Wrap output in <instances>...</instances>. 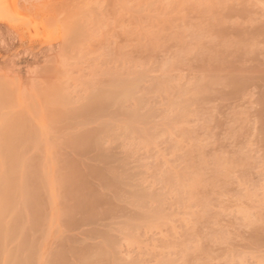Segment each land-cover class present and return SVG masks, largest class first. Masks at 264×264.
Returning a JSON list of instances; mask_svg holds the SVG:
<instances>
[{
    "label": "rangeland",
    "instance_id": "obj_1",
    "mask_svg": "<svg viewBox=\"0 0 264 264\" xmlns=\"http://www.w3.org/2000/svg\"><path fill=\"white\" fill-rule=\"evenodd\" d=\"M36 1L0 5V130L23 118L46 176L32 264H264V0ZM115 79L123 107L70 115Z\"/></svg>",
    "mask_w": 264,
    "mask_h": 264
},
{
    "label": "bare ground",
    "instance_id": "obj_2",
    "mask_svg": "<svg viewBox=\"0 0 264 264\" xmlns=\"http://www.w3.org/2000/svg\"><path fill=\"white\" fill-rule=\"evenodd\" d=\"M2 1L4 2V0H0V5L3 4ZM34 1H36V0H12V4L10 3L12 6L9 4V2H7V0H5L4 3L13 7L12 9L17 14L21 15L22 18H27V17H24L25 15L23 16V13L24 14L26 13V16H27V14H29L31 12V10L35 9V11H37L39 9V7H37L38 2L36 1L37 3L35 2L36 3L35 4ZM64 3L66 4V2H64ZM81 3H82V1H81ZM67 5H68V3H67ZM76 5H78V4H76V2H75V6ZM10 6H8V9ZM73 6H74V4H73ZM64 7H66V6H64ZM29 9H30V11L25 12V10H29ZM67 9H68L67 12H69V7ZM71 9H70V11H73V9L72 10ZM13 18H15V17H13ZM76 24L77 23H75L74 27H76L78 25V24L77 25ZM70 25H72V23ZM69 27H70V29H74V28H72V26H69ZM135 87H136L135 81L133 82V81H126V80L124 81V80H120V79H117V80L115 79L113 82L109 83L107 86L100 87L99 89H96L94 91L92 90L91 93H88L89 95L87 94L88 96H86L87 102L85 103V105H83V104L81 105L82 108L79 109V107H77L76 109L74 108V110H69L68 112L70 113V115H73V117L77 116L83 120H90V121L95 120V121H97L101 117L100 116L101 113L103 114V112H106L107 109H110V108H108V106L111 105L112 103H115V104L119 105L120 107H123L124 103H122V101L124 98H127V97L130 98L131 96L133 98V95L135 96V94H134ZM58 100H59V103H60V101H62L60 99H58ZM124 100L126 101V99H124ZM64 101L69 102L68 98H66V97H64V100L62 102H64ZM125 101H123V102H125ZM64 103L66 104V102H64ZM121 103H122V106L120 105ZM117 105H115V107ZM112 106H113V104L109 107H112ZM119 106H117L119 108L118 112L120 111ZM122 111H124L126 113V110H121V112H119V113L123 114L124 112H122ZM138 114H139L138 112H132L131 114H129V117L137 119L139 116ZM70 115H67V116H70ZM1 116L2 115H0V117ZM28 127H29L28 124L25 122V120L23 118H17L13 122L5 124V126L0 130V264H32L35 257L38 256V247L36 246V243L33 241V239L32 238L30 239L28 233L30 230L29 228L32 226L37 227L36 229H38L39 228L38 226L40 225L41 221H43L42 219H44L43 214L41 216V202H42L43 198L40 200V195H41V191L44 192L43 189L45 187L46 176L39 171V168L37 169L34 165H31V164L27 165L28 163H26V158L24 155V151L26 153V145L24 142H26L28 140V139H26V137L28 138L29 136H30V139L28 141L29 142L31 140L33 141L32 132H30ZM109 127H110L109 124L105 123L102 125V130L104 132L108 131ZM100 129H101V127H100ZM20 132H22L24 134V137L23 138L15 137V135L17 133H20ZM104 132H103V134H104ZM94 133H95V131H94ZM98 135L101 137L102 132H101V135L100 134H98ZM96 136L87 135V137H86L87 140L84 139V143L86 141L84 146L85 147H89V146L98 147L97 145L100 143L98 142V139L96 138ZM100 142H101V140H100ZM27 144H29V143H27ZM100 145H102V143ZM37 166H38V164H37ZM66 180H67V188L69 190L72 189L74 191V193L77 192V190L79 188L77 190H75V188H76L75 187L76 185H74L75 183H73V184L69 183L68 178H66ZM113 182H114V180H113ZM116 185H117V183H116ZM46 186H47V184H46ZM77 196H79V195H77ZM74 198H76V195L74 196ZM87 199L90 200L89 198H87ZM85 200L83 198H76L75 199L76 202L71 208L70 216L73 215V213L76 211V209H78V210L87 209L88 210V209H92L93 203H95L94 205H96V202L91 201L92 199L90 201H88V200L85 201ZM94 200H96V199H93V201ZM17 210H20V212H22V211L30 212L32 215V219H31L32 225L29 224V222L31 223V221L27 222V220L24 219L22 213H20L19 216H17L16 215ZM23 213H25V212H23ZM41 225H42V223H41ZM101 242H103V241H101ZM92 247H93V245H92ZM100 249H102V250H100ZM100 249L97 250V251H99L98 253H97V251H94V252H96L95 254H93V252L91 253L89 251L90 249H88L87 251L91 254H88V252L82 254L83 255L82 259L84 261V264L86 263L87 259H88L87 263L90 264L89 259L91 257H95L94 258L95 260H97L98 258H100V260H103L102 257H104V255H105L104 250H103V248H100ZM39 256H40V254H39ZM65 257L63 255V253L62 254L60 253V255L57 256L58 259L63 260V261L65 260ZM96 257H97V259H96ZM104 260H106V259L104 258ZM66 263L69 264V262H66ZM104 264H105V262H104Z\"/></svg>",
    "mask_w": 264,
    "mask_h": 264
}]
</instances>
